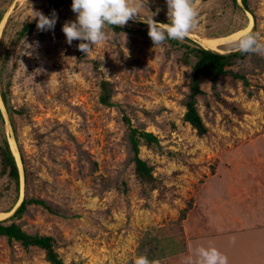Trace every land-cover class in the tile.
Returning a JSON list of instances; mask_svg holds the SVG:
<instances>
[{
  "label": "rangeland",
  "instance_id": "1",
  "mask_svg": "<svg viewBox=\"0 0 264 264\" xmlns=\"http://www.w3.org/2000/svg\"><path fill=\"white\" fill-rule=\"evenodd\" d=\"M50 1L0 0V60L7 55L11 107L7 111L0 81V144L7 140L20 170L17 191L0 160V212H10L0 220L9 219L25 197L47 201L54 211L30 203L15 221L29 233L53 236L67 264H133L148 235L160 239V264H181L191 248L210 243L231 258L228 263L247 264L218 241H224L221 228L239 215L234 202L248 211L250 196L243 192L252 189L242 172L238 186L229 188L236 168L226 157L264 129V56L248 53L230 66L246 81L227 74L213 86L200 77L197 107L207 132L199 134L183 118L195 61L191 56L185 63V46L164 42L155 48L144 33L148 25L130 19L122 29L106 26L109 38L85 55L81 41L69 45L62 31L65 21L76 19L72 0L55 9L54 30L37 29L34 11L51 16ZM145 7L141 19L154 14L158 23L169 21L166 0H146ZM197 7L198 27L181 43L235 52L240 38L219 45L222 50L202 40L239 32L251 20L250 32L264 37V0H250L248 9L241 0H198ZM28 22L35 24L31 33L15 43ZM101 79L112 84V105L99 100ZM125 117L159 139L139 151L153 166L152 182L134 171ZM177 244L183 251L172 253ZM0 264L50 263L43 249L0 236Z\"/></svg>",
  "mask_w": 264,
  "mask_h": 264
},
{
  "label": "trees",
  "instance_id": "2",
  "mask_svg": "<svg viewBox=\"0 0 264 264\" xmlns=\"http://www.w3.org/2000/svg\"><path fill=\"white\" fill-rule=\"evenodd\" d=\"M68 1L69 0H51L46 6L47 13L59 8ZM241 1L244 7L248 9L250 0ZM167 23H169V21ZM34 25V22L25 23L17 32L14 42H18L20 39L26 37L29 33H31ZM111 27H113L114 29H122L121 27L117 26ZM148 30L149 28L144 29V33L149 37ZM186 39L188 38L186 37ZM165 42H169L171 44L179 43L180 46L186 47V57H184L185 63L191 64L189 60L191 56L195 60L191 64L192 70L190 90L183 100V105L186 109L183 118L186 122L190 123L195 129H197V132L199 134H205L207 132V127L205 126L197 107V96L203 93L200 85V77L205 76L210 79L213 86H216L217 80L220 76L227 74H231L234 77L241 78L242 80L246 81V77L243 72L231 69L230 66L238 61H243L248 53H242L239 50L235 52L221 53L212 49H207L199 44H194L191 46L190 44L181 43L178 40L171 39H167L165 40ZM255 55L258 60L259 56L257 54ZM259 63L263 64L264 62ZM6 64L7 55H3L2 59L0 60L1 96L4 104L6 105L7 111L10 112L11 107L8 100L10 80L5 82L4 79ZM100 88V102L105 105H112L113 103L111 98L113 94V87L111 82L106 79H101ZM125 122H127L128 127L126 139L129 149L132 152L131 160L134 162V171L140 180L152 182V180H154V176L152 173L153 166L139 156V151L142 144L152 146L153 144H158L159 139L152 132H148L143 128L133 127L130 124L128 117H125ZM0 160L3 166L1 172H6L8 176L12 180H14L15 188L18 191L20 184V170L6 139H4L2 145L0 144ZM30 203H39L40 205L48 208L50 211H54L51 205L43 199L25 197L20 202L19 206L16 208L15 212L9 219L0 220V236H6L9 241H18L26 249L31 246H37L43 249L46 254V260L50 264H67L56 250L55 240L53 236L42 235L37 232L29 233L22 228V225L20 223H17L15 221V218H20L22 216V214L27 210ZM159 244L160 239H158L156 236H146L138 246V256L146 255L150 260L155 259L157 257L156 250ZM176 247L177 251H175L176 249H173L171 251L172 253L183 251V248L179 249L178 244L176 245Z\"/></svg>",
  "mask_w": 264,
  "mask_h": 264
},
{
  "label": "clouds",
  "instance_id": "3",
  "mask_svg": "<svg viewBox=\"0 0 264 264\" xmlns=\"http://www.w3.org/2000/svg\"><path fill=\"white\" fill-rule=\"evenodd\" d=\"M166 3L169 23H158L153 19L154 14L141 19L146 0H72L71 9L77 14L76 19L65 21L62 31L69 45L74 40L81 41L78 49L85 55L94 51L93 45H101L109 38L106 26L122 28L130 19H139L148 25V35L155 48L167 39L183 41L198 27V0H166ZM32 19L37 20L38 30L48 31L54 30L58 15L55 10L51 16L34 11ZM236 47L242 53L264 56V37L260 32H245L236 41ZM133 264H160V261L139 255ZM181 264H228V257L210 243L191 248L189 254L182 257Z\"/></svg>",
  "mask_w": 264,
  "mask_h": 264
},
{
  "label": "crops",
  "instance_id": "4",
  "mask_svg": "<svg viewBox=\"0 0 264 264\" xmlns=\"http://www.w3.org/2000/svg\"><path fill=\"white\" fill-rule=\"evenodd\" d=\"M262 122L261 126H264L263 119ZM226 158L227 166L236 168L230 172L231 175L235 173V176L231 177L232 185L229 188L233 189L238 186L236 181L239 178V173L242 172L243 184L252 191L249 192L242 186L245 188L243 194L246 193L250 196L248 211L245 212L246 208L240 211L234 202L233 213L238 211L239 215L233 217V224L230 221L228 228H221L222 233L219 232L221 236L214 235L220 236V239L224 240L220 243L219 239L218 246L224 245V248H228L229 253L233 249L234 254H242L243 261L247 264H251L252 260H255V264H264V129L248 136L242 143L229 150ZM243 166L248 169L244 171L241 169ZM227 182L229 185L231 184L229 179ZM218 186L222 188L221 183ZM224 205H226L225 202ZM224 238H227V241ZM233 238H235L234 242ZM230 259L228 258V261ZM231 263L232 261L228 264Z\"/></svg>",
  "mask_w": 264,
  "mask_h": 264
},
{
  "label": "bare ground",
  "instance_id": "5",
  "mask_svg": "<svg viewBox=\"0 0 264 264\" xmlns=\"http://www.w3.org/2000/svg\"><path fill=\"white\" fill-rule=\"evenodd\" d=\"M252 24L253 23L251 20L249 22L248 26L245 29H241L240 31L238 30L239 32L235 31L236 33L228 34V36L225 35L223 37L220 36V37L210 38V39L206 38V39L202 40V43H204V45H206L207 47H211V48L216 49V50H222L219 48V45L224 44V42H228V41L233 42L236 39L240 38L242 35H244L245 32L250 31V29L252 28ZM14 148H15V146H14ZM16 149L17 148L14 149L15 153H16ZM7 214H10V212H8V213L0 212V216L7 215Z\"/></svg>",
  "mask_w": 264,
  "mask_h": 264
},
{
  "label": "water",
  "instance_id": "6",
  "mask_svg": "<svg viewBox=\"0 0 264 264\" xmlns=\"http://www.w3.org/2000/svg\"><path fill=\"white\" fill-rule=\"evenodd\" d=\"M19 204H20V203H18V205H19ZM18 205H17V206H18ZM17 206H16V208H17ZM13 212H14V211H13Z\"/></svg>",
  "mask_w": 264,
  "mask_h": 264
}]
</instances>
